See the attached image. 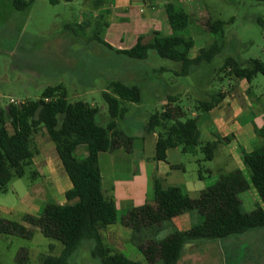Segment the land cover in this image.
<instances>
[{
  "label": "trees",
  "instance_id": "obj_1",
  "mask_svg": "<svg viewBox=\"0 0 264 264\" xmlns=\"http://www.w3.org/2000/svg\"><path fill=\"white\" fill-rule=\"evenodd\" d=\"M18 12L28 11L35 0H12ZM75 0H49L52 6ZM92 12L108 6L111 0H83ZM264 3V0H254ZM165 14L172 35L164 37L154 33L149 43L140 38L135 47L127 51L114 50L101 35L109 28L107 16L101 14L97 20L88 19L68 28L73 34H92L95 42L116 54L138 61H147L151 52L161 60L180 65L177 76L189 77L195 68L212 63L225 47L226 23L207 20L205 32L215 40L209 47L192 59L190 52L195 46L188 36L190 15L175 3L165 6ZM264 32V17L256 20ZM220 73H228L238 80L252 82L264 77V62L250 60L245 66L235 58H227ZM109 111V121L103 126L99 122L100 110L83 101L71 103L68 90L63 85L46 88L37 101H28L20 106L10 105L0 110V194L6 193L14 179H22L31 168L36 152L34 137L43 130L55 145L62 166L70 179L72 189L65 195L66 204L48 203L39 216H24L22 223L0 218V235L31 239L33 233L25 225L38 229L47 239L63 245L59 256H46L42 264H70V259L83 247L91 243V256L100 264H142L131 261L122 253L105 244L103 232L117 223L115 202L103 192L100 155L119 149L132 151L135 138L119 129V122L126 119L129 106L141 104L142 88L125 81H112L103 93ZM221 93L210 100H202L196 106L198 113L207 114L223 101ZM167 108L151 116L146 127L148 135L157 134L156 160L167 161L171 149H181L183 154H204L205 162L213 161L218 142L204 143L198 128V117L186 119L185 111L178 100L169 97ZM199 115V114H198ZM186 119V120H184ZM259 136L262 146L243 156L244 166L250 172V182L236 180L221 174L218 182L201 192L198 198L189 197L180 187L165 188L159 180L154 183V198L143 207L129 210L121 224L133 231V239L147 264H178L185 246L189 244L227 239L244 235L250 231L264 229V209L246 212L240 195L250 186L257 191L264 205V127ZM86 147L88 155L78 159L79 148ZM38 174L35 172L32 177ZM188 214L192 227L180 232L173 220ZM168 230L170 233L167 234ZM54 251V248L51 247ZM22 260L19 259V263Z\"/></svg>",
  "mask_w": 264,
  "mask_h": 264
},
{
  "label": "rangeland",
  "instance_id": "obj_2",
  "mask_svg": "<svg viewBox=\"0 0 264 264\" xmlns=\"http://www.w3.org/2000/svg\"><path fill=\"white\" fill-rule=\"evenodd\" d=\"M183 4L178 6L191 14L188 36L195 43L191 58L214 43L212 35L210 40L202 36L205 22L221 20L226 23L222 54L212 63L195 68L189 77L177 76L180 65L161 60L154 52L147 61L133 60L98 45L91 40L92 34H73L68 28L96 16L83 0L62 2L57 6H52L49 0H35L26 12H18L12 0H0V110L37 101L46 88L63 85L71 103L83 101L97 107L99 122L105 126L109 111L103 93L108 84L125 81L139 85L143 92L142 103L127 105L129 114L119 122V129L135 138L136 146L142 141L145 158L153 161L157 135H148L146 127L152 115L170 106L169 97L178 100L175 105L185 111L186 119L194 118L193 114L204 118L206 114L195 109L198 103L210 100L232 82L228 73H220L227 58H235L243 66L250 60L264 62V32L256 23L258 18L264 17V3L199 0L194 3L203 11L201 15L198 12V18L190 3ZM101 38L104 39V34ZM259 78L264 82L263 76ZM254 86L261 87L256 81ZM33 148L36 155L32 167L26 170L22 179H14L6 193L0 194V218L5 221L22 223L26 215L41 214L48 203H67L65 195L70 180L61 168L55 145L45 130L34 137ZM111 154L101 157L102 169L108 159L118 157ZM76 157L84 159L85 149L77 151ZM204 159L200 151L196 154H183L181 149L170 151V161L183 165L185 169V173L179 172L181 177L199 183L202 174L210 184V172L217 176L222 162L216 153L213 162ZM35 172L38 175L32 177ZM239 198L248 213L264 209V205L259 206L262 201L254 189ZM51 247L56 250L52 251ZM91 247V243L85 242L70 259V264H94ZM62 250L61 243L45 238L40 232H34L31 239L0 235V264H42L43 257L57 256Z\"/></svg>",
  "mask_w": 264,
  "mask_h": 264
},
{
  "label": "crops",
  "instance_id": "obj_3",
  "mask_svg": "<svg viewBox=\"0 0 264 264\" xmlns=\"http://www.w3.org/2000/svg\"><path fill=\"white\" fill-rule=\"evenodd\" d=\"M197 1L199 0H111L108 6L94 12L96 16L92 19L97 20L101 14L106 15L109 28L104 32L105 42L114 50L127 51L135 47L140 38H144V43H149L154 33H160L164 37L172 35L165 14L167 4L184 6L183 2L190 3L193 14L198 18V12L201 15L203 11L195 6L194 3ZM188 14L191 17V14ZM202 36L210 40L211 35L205 32ZM259 77L252 82L234 80V77H230L232 82L229 87L221 91L224 96L222 103L207 113L206 118L193 114L194 117L199 116L198 128L202 142L219 143L216 154L219 155L222 163L217 176L210 172V184L201 173H199L201 174L199 183L186 181L180 176L179 172L185 173L183 165L170 161V151L177 149L168 151L166 162L156 160V153L151 161L144 156L145 145L142 141L138 146L134 142L131 152L119 149L116 153H112V156L118 157L108 159L104 169L100 165V159L110 153L100 155L103 192L108 199L115 202L118 216L117 223L103 232L106 245L131 261L147 264L145 257L134 243L133 231L123 226L121 219L129 210L143 207L153 200L156 180H159L165 188H182L191 198H198L201 192L214 186L221 174L250 182V172L244 166L243 156L262 146L259 132L264 127V82H260ZM255 81L259 83L260 88L254 86ZM80 149H85L86 156L88 155L86 147H81L78 151ZM135 151L139 153L136 154ZM127 161H129L128 172L125 170ZM60 166L64 169L61 161ZM64 175L68 180L65 173ZM71 189L72 184L69 182L66 192ZM252 189L255 190L250 186L248 191ZM259 206L262 207L263 203ZM173 225L180 232L188 231L192 227L191 217L188 214L180 216L173 220ZM25 227L32 233L39 232L38 229L30 228L28 225ZM169 233L170 230L167 234ZM93 260L94 264H100ZM178 264H264V229L227 239L189 244L185 246Z\"/></svg>",
  "mask_w": 264,
  "mask_h": 264
},
{
  "label": "built area",
  "instance_id": "obj_4",
  "mask_svg": "<svg viewBox=\"0 0 264 264\" xmlns=\"http://www.w3.org/2000/svg\"><path fill=\"white\" fill-rule=\"evenodd\" d=\"M12 103H14V102H12Z\"/></svg>",
  "mask_w": 264,
  "mask_h": 264
}]
</instances>
